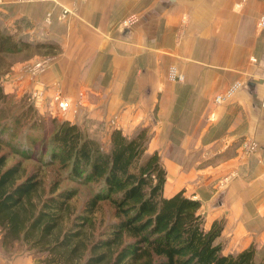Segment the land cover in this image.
Segmentation results:
<instances>
[{"label":"crops","instance_id":"0c3cea01","mask_svg":"<svg viewBox=\"0 0 264 264\" xmlns=\"http://www.w3.org/2000/svg\"><path fill=\"white\" fill-rule=\"evenodd\" d=\"M0 20L58 46L33 78L15 65L5 91L41 82L81 101L80 123L146 126L166 196L183 190L209 225L223 220L222 248H264V0H0ZM0 264L35 262L0 251Z\"/></svg>","mask_w":264,"mask_h":264},{"label":"trees","instance_id":"16d2710c","mask_svg":"<svg viewBox=\"0 0 264 264\" xmlns=\"http://www.w3.org/2000/svg\"><path fill=\"white\" fill-rule=\"evenodd\" d=\"M57 49L51 41H28L0 27V72L13 56ZM5 98L0 86V101ZM22 110L24 119L36 121L31 104ZM51 124L43 163L62 174L47 186L40 170L28 166L31 156L0 134L4 255L20 243L36 264H264V252L257 258L254 245L224 254L216 242L223 220L205 228L200 200L183 190L164 195L166 170L158 152L148 151L146 126L132 135L112 128L103 148L76 123L53 118Z\"/></svg>","mask_w":264,"mask_h":264},{"label":"rangeland","instance_id":"374dc122","mask_svg":"<svg viewBox=\"0 0 264 264\" xmlns=\"http://www.w3.org/2000/svg\"><path fill=\"white\" fill-rule=\"evenodd\" d=\"M0 25H2V27H5L3 20H0ZM41 57L43 56L40 55V53L31 54V52L13 56L12 57L13 62L9 66V68L6 69L4 72H0V86L3 88L4 92L6 93L5 100L3 102L0 101V134H5V136L9 140L16 142L14 144V147H18L19 150L31 156L30 160L27 161L28 166L30 167V169L38 168L40 170V174L42 176L43 182L47 186L52 180L58 178V176L62 174V172H59L54 167L46 166L43 163L45 162V160H47L46 158H47L48 144L46 137L48 135L47 133H49L50 130L52 129L51 120L53 118H55L57 121L68 120L69 122L78 124L87 135L98 139L103 148H106L108 146V129L117 128V125L116 123L111 124L110 120L113 116L108 120L107 126L101 124L100 119L99 120L90 119L89 124H87V120L84 121L83 119V121L81 120L80 123V121L77 120L80 107L77 109L76 113L74 114L70 113L64 117L58 116L54 111L55 106H54V102L51 99L52 93L51 92L48 93L47 90L45 91L46 103L44 107L40 110L35 108L29 101L28 95L30 88L28 89L24 88L21 91H19V88L12 87V91H8V90L5 91L6 90L5 83L9 79V77H7L6 74H9L11 71H13V68L16 67L15 65L18 64L21 65L26 61L31 62L32 60H36ZM28 104H31L33 106V110L35 112L34 116L36 117V121L30 119L28 120L24 119L22 116L21 113L23 112L22 109L25 108V106ZM37 122L38 123L42 122L44 127L43 128L40 127L37 124ZM133 132L126 135H132ZM31 141H34L32 148L29 147V142ZM148 151L151 152L153 150H151V148L148 147ZM13 159L14 160L17 159V155H12L11 160ZM161 162L163 165V158H161ZM164 195L166 196L165 187H164ZM83 197L84 194H81L80 197L76 200L77 207L81 205ZM210 225L207 219L204 220L205 228H208ZM11 248H15L16 251L11 250L13 252L12 253L9 252L8 254L9 257L1 252L2 256H4L6 259H10L12 256L19 253H25V251H21L25 247L20 243L15 244ZM238 249L240 248H222V252L224 254H234L237 252ZM255 249L256 251L259 252V254L256 255L258 258L260 257V254L264 252V248H255ZM32 258L34 260L33 256Z\"/></svg>","mask_w":264,"mask_h":264},{"label":"built area","instance_id":"2783aa9c","mask_svg":"<svg viewBox=\"0 0 264 264\" xmlns=\"http://www.w3.org/2000/svg\"><path fill=\"white\" fill-rule=\"evenodd\" d=\"M15 1L25 2V1H31V0H15ZM52 1L55 3L57 2V0H52ZM66 12L67 10L64 9L62 15H64ZM49 17H50V13L47 14L48 20H49ZM135 20L136 18L131 16L125 22H127V24H131ZM262 24H264V20H262ZM48 62H49V58L47 56H43L36 60H32L31 62H27L25 68L28 71V73L32 75V78H33L45 69ZM168 77L171 80L181 79V75L178 74L175 68L173 67L169 70ZM235 86H237V84H234L232 87H235ZM45 91H46V87L41 82L34 83L33 86L30 88L29 95H28L29 101L38 110L42 109L46 103ZM51 99L54 102V106H55L54 111L58 116L64 117L70 113L74 114L76 113L77 109L81 106V101L79 99L76 102H72L67 97H64L59 90H55L52 92ZM116 118H117L116 116H113L111 118L110 120L111 124L116 123ZM255 146H256L255 142H251L250 144H248V148L250 150L254 149Z\"/></svg>","mask_w":264,"mask_h":264}]
</instances>
